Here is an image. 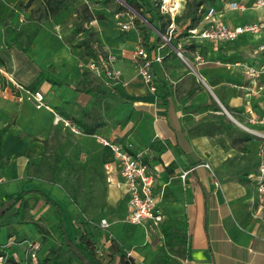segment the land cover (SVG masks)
I'll use <instances>...</instances> for the list:
<instances>
[{"label": "crops", "instance_id": "crops-1", "mask_svg": "<svg viewBox=\"0 0 264 264\" xmlns=\"http://www.w3.org/2000/svg\"><path fill=\"white\" fill-rule=\"evenodd\" d=\"M18 1L0 0V13L20 29L27 9L16 5ZM228 1L231 0L212 3L221 9ZM237 1L248 8L227 10L218 18L233 26L264 17V8L252 6L255 0ZM48 20L27 52L9 48L0 25V64L13 73L16 82L4 76L0 79V148L9 159L6 166H0V200L27 192L28 202L24 219L8 218V215L6 218L19 233L20 240L16 235L9 237L8 222L0 223V248H5L14 261L22 262L23 245L31 241L28 233L31 230L41 249L46 247L42 257L47 256L53 243L40 241L41 234L31 219L43 218L47 228L59 223L60 213L48 199L59 205L68 237L75 239L77 207L61 176L56 175L57 164L51 167L47 162V146L54 127L69 121L80 129L77 135L96 138L104 152L108 196L103 218L110 219V226L101 229L104 232L101 236H95L102 247L97 249V255L103 256V262L96 261L94 256L93 264H124L126 260L130 264H264V205L255 192L260 140L239 127L225 112V108L239 112L245 123H249L248 116L258 118L264 114V90L255 92L262 77L253 78L246 68L261 61L256 47L264 41V36L242 34L235 42H197L189 36V43H179V47L186 49L184 59L173 45L169 49L167 43L151 39L148 53L153 59L157 84L154 92L130 60L129 42H121L120 51L114 53L117 60L113 66L121 74V86H116L122 94L115 97L109 90L95 86L93 75L79 68L80 60L72 53L70 43L62 47L59 41L38 42L42 30L44 35H57L48 25L56 24ZM107 47L103 45L104 49ZM12 52L18 55L17 60L11 57ZM157 55L162 58L160 61L155 60ZM13 63H18L17 74ZM22 68L33 69V75L24 79L26 71L21 73ZM41 70L64 79L66 84L59 86L42 80L34 91L29 90ZM97 88L103 93H86ZM37 90L45 96L41 108L33 100ZM72 118H79L81 123H75ZM121 121H125L122 128ZM249 125L262 128L259 123ZM83 126L93 133H85ZM104 135H115L111 140L116 142L132 141L135 150L149 163L155 176L158 205L164 215L159 227L130 222L128 195L118 185L123 177L111 149L97 139ZM154 142L167 147L159 152L152 148ZM105 164H111V170H106ZM187 170L189 173L183 178ZM110 187L116 189L114 194ZM63 201L68 211L62 209ZM53 209L59 217H54ZM162 225L181 231L184 256L167 247Z\"/></svg>", "mask_w": 264, "mask_h": 264}, {"label": "rangeland", "instance_id": "rangeland-1", "mask_svg": "<svg viewBox=\"0 0 264 264\" xmlns=\"http://www.w3.org/2000/svg\"><path fill=\"white\" fill-rule=\"evenodd\" d=\"M188 1L191 0H144V2L147 3V7L144 8L146 13L151 15V13L159 11L163 15L162 23L164 24L163 32L158 31L156 27L152 26L154 31L150 39H147L144 38L143 24L150 25L149 21L131 8H129V11L123 10L121 7L125 5V3L122 0H72L73 4L79 7L82 13L86 14L87 10H89L94 15V19L86 23V27L95 32V38L99 41L96 45V49L106 62V65L104 64L101 68L100 75L89 69L84 70V72L93 75L91 77L94 85L99 88H104L106 91L109 90L115 97L122 94L121 90L116 86L117 84L121 86V82L119 81V83H117L116 79H109L107 75V70L115 69L113 64L116 62L117 56L114 53L120 51L119 43L121 42H129L130 48L127 49L132 53L130 60L135 65L137 73L138 65L139 62L142 61V57L135 56V52L138 49H144L149 56L148 49L149 47L151 48L149 42L153 38H156L160 43H167L169 49H171L173 45L174 50L178 53L179 43H183L184 45L189 43L188 26L190 25V20L185 16ZM26 3L27 0H19L16 5L23 7ZM44 13L43 0H35L31 7L27 9V13L24 16L23 22L20 23L19 28H23L26 33L35 29L39 31L41 26L48 20L43 17ZM48 21L56 24L55 27L50 23L48 25L52 29L54 28L57 35H49L48 33L44 35L43 32H45V30H42L38 42L59 41L62 47L70 43L72 53L77 55L80 61L89 62L85 57H82V48L76 46V44L87 35L85 32L80 34L75 32V28L80 22L79 16L72 10H66L59 15L58 18L49 19ZM124 23L130 26L127 31H123L121 28ZM0 25H2V23H0ZM132 36L134 37L132 38ZM103 45L108 47L104 49ZM107 51L113 54H107ZM12 54L11 57L17 60L18 55H15L13 52ZM110 55L116 57L114 63H109L107 61ZM12 66H14L17 74L18 71H20V69L18 70V63H13ZM24 71H26L23 76L24 79L29 76L31 77L34 72L33 69L26 70L22 68L21 73ZM116 111L118 112V110ZM116 111H114L113 115L116 114ZM120 125V128L125 126V121H121ZM113 126L119 127L114 124ZM104 130V132H106V129ZM104 136L106 137V135ZM114 136L115 135L107 136V138L114 140ZM47 150V162L51 164V167L57 164L56 175L61 176L62 184L68 194L73 195L78 203H73L77 207L76 228L74 227L76 231L75 243L83 248V244L90 240L93 241V248L101 250L102 247L98 240L95 239V236H101V234L104 233L99 226V222L100 218L106 217L105 208L108 196V185L103 173L102 157L104 156V152L102 151V146L98 144L96 138L91 135H77L70 126H66L64 122H61L59 126L54 127ZM109 151V148H107V152ZM110 191L114 194L116 189L110 187ZM55 200L59 202L57 198ZM62 204V209L68 211L69 208L67 209L65 206L67 204L64 201ZM53 211L54 217H59L54 209ZM90 219H94L93 222H91ZM1 220H3V218H1ZM31 220L45 225L43 218H32ZM7 222L8 220L4 219L0 223L6 224ZM47 225L48 224L45 226ZM28 233H30L31 241L33 240L32 242H34V231L30 230ZM57 236L58 232H53V236L48 244L54 243ZM40 241H42V237ZM25 248L26 244L23 245L24 250ZM44 250H46V247L40 249V256H44ZM84 252V254H79V258L73 264H93V257L90 256L87 251ZM95 253L97 257L95 260L103 262V256H98L99 252ZM88 256L91 257V262L88 260Z\"/></svg>", "mask_w": 264, "mask_h": 264}, {"label": "built area", "instance_id": "built-area-1", "mask_svg": "<svg viewBox=\"0 0 264 264\" xmlns=\"http://www.w3.org/2000/svg\"><path fill=\"white\" fill-rule=\"evenodd\" d=\"M256 8H264V0H255L252 4ZM248 8L247 4L239 2L237 0H231L226 2L220 9L219 6L210 3L207 7V11L201 23H206L202 27L198 26L194 29H189V36L192 41L201 42H235L242 34L251 33L253 35L264 36V17L256 21L247 22L239 25L230 26L223 22L218 16H222L224 11L227 10H239L244 11ZM118 16V15H117ZM122 30L127 31L130 26L127 23L122 24ZM191 41V42H192ZM186 49L179 47L178 55L184 59V53ZM256 55L260 56V60L256 65H247L248 73L253 77H262L261 83L257 86L255 92H261L264 90V41L259 42L256 47ZM135 56H141L142 61L138 65V73L142 77L143 81L148 86L149 90L156 91L157 84L156 78L152 71L153 59L150 58L144 49H138L135 52ZM198 57L201 58L200 54ZM138 59V58H137ZM162 58L157 55L155 60L160 61ZM116 57L110 55L108 58L109 63H114ZM101 63V66H100ZM106 65V62L102 60H90L89 62L79 61L78 66L81 70H92L98 75L101 74V68ZM109 79H116L119 83L121 74L116 69L107 70ZM6 77L15 82L13 73L7 71L0 64V79ZM253 83L256 79L251 80ZM16 83V82H15ZM34 103L37 108H41L45 105V96L42 91H35L33 94ZM225 112L233 119V121L246 132L256 136L260 140V144L257 150L259 157L256 173V196L258 201L264 205V114L258 118L249 117L248 122L252 124H261V129H256L245 123L239 117V112L229 111L225 108ZM66 124L71 126L72 130L80 133V129L75 125H71L69 121ZM98 141L111 149L115 162L118 166L120 174L123 179L118 182L119 186H123L125 192L128 195V202L131 208L129 214V220L131 223H149L151 227H159L164 221V215L162 209L158 205V198L155 194V176L151 171L149 163L145 160L142 153L135 150V145L132 141L116 142L112 141L105 136H97ZM208 165V164H206ZM111 164H105L106 170H111ZM189 173V170L182 174L184 178ZM219 185V181H216ZM101 228H108L110 222L107 218H102L99 222ZM189 243V237L188 241ZM41 244L34 241H29L25 248L24 260L14 261L8 254H0V264H47L44 261V257L40 256ZM129 257L131 253H128Z\"/></svg>", "mask_w": 264, "mask_h": 264}, {"label": "trees", "instance_id": "trees-1", "mask_svg": "<svg viewBox=\"0 0 264 264\" xmlns=\"http://www.w3.org/2000/svg\"><path fill=\"white\" fill-rule=\"evenodd\" d=\"M35 0H28L23 8H30ZM125 5H122L123 10L129 11V8L133 9L136 13L141 15L149 24H143V33L144 38L149 39L151 33L153 32L152 26L160 32L164 31V24L162 23L163 15L157 11L148 15L145 11L147 3L144 0H122ZM214 0H191L187 2V11L185 16L190 20L189 29H194L198 27L207 11V7ZM45 13L43 17L46 19H56L66 10L74 11L80 18V22L75 28L77 34L86 33L87 35L82 38L76 46L82 48L81 55L85 57L88 61L90 60H102L103 58L96 49L98 40L95 38V32L91 31L86 27V23L91 22L94 19V15L87 10V13H82L79 7H76L72 0H43ZM150 11V10H148ZM0 23L3 25L4 29V38L7 46L9 48H16L23 52H27L30 45L34 41L38 29L25 32L23 28L17 29L6 19L1 16L0 13ZM42 80H47L52 84L63 85L66 84V81L63 79H58L53 76L48 71L41 70L37 76V80L33 85L29 86L28 89L34 91L36 87L40 84ZM94 92L103 93L101 89H88L87 94ZM76 123H81L79 118H72ZM82 126V125H81ZM85 133H93L92 129L85 128L83 126ZM249 137V136H248ZM250 138V137H249ZM2 139L0 138V146ZM166 144L160 142H154L152 148L162 152L166 149ZM1 149V148H0ZM9 162V159L4 156L2 149L0 152V166H6ZM27 192H21L17 195H7L4 199L0 200V219H6L8 217H17L19 219H24L26 210L28 208V202L25 199ZM73 203L78 204L76 198L73 195H70ZM51 206L57 209L60 213V221L51 228H47L45 225H41L38 222H34V225L38 229L42 237V242L47 243L53 236V232H58L57 240L51 245L49 253L44 258L45 263L47 264H73L78 258L79 254H84V251H87L90 256L94 257L96 255L97 249L93 248V241H86L83 244V248L80 245H77L74 240L70 239L65 228V220L63 212H61L58 204L52 200L47 201ZM8 227L9 237L16 235L17 239L20 240L19 233L14 229L13 225L9 222L6 225ZM162 231L164 234V239L167 247L170 250L176 251L180 256H184L186 249L183 247L184 238L179 229H176L170 225H162ZM91 244V245H90ZM91 246V247H90ZM7 254L5 248H0V254ZM92 260V259H91ZM94 263V261H92ZM124 264H130L129 261H124Z\"/></svg>", "mask_w": 264, "mask_h": 264}]
</instances>
